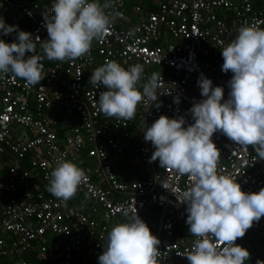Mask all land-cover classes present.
<instances>
[{
  "label": "built area",
  "instance_id": "1",
  "mask_svg": "<svg viewBox=\"0 0 264 264\" xmlns=\"http://www.w3.org/2000/svg\"><path fill=\"white\" fill-rule=\"evenodd\" d=\"M125 1L98 0L113 4L105 9L114 16L108 33L94 39L84 56L54 60L40 84L28 86L12 73L0 74V264H98L107 233L125 222L121 209L134 213L135 208L153 235L147 213L161 209L157 264H188L182 255L195 237L185 222L186 204L180 201L192 178L160 168L158 160L149 162L154 149L144 131L161 115L184 117V127L193 123L189 109L203 99L201 76L222 87L223 99L228 98L232 73L222 72L220 51L243 24L264 29V0H153V10L133 4L141 16L131 24H126ZM52 3L0 0V18L43 41L48 36L42 14ZM15 36L0 32L6 43ZM40 41H35L36 50H41ZM31 54L26 52L25 58ZM106 61L126 70L143 65L141 92L153 73L161 74L157 100L144 98L132 120L106 117L98 108L99 93L106 88L95 87L89 77ZM131 136L144 176L125 180L107 148L121 152L126 145L121 138ZM211 139L220 151L218 172L235 176L244 192L264 188V161L251 145H237L219 131ZM58 159L85 173L67 202L47 190ZM258 236H264V216L235 243L248 251ZM259 247L264 253V245ZM245 264H264V258Z\"/></svg>",
  "mask_w": 264,
  "mask_h": 264
},
{
  "label": "clouds",
  "instance_id": "2",
  "mask_svg": "<svg viewBox=\"0 0 264 264\" xmlns=\"http://www.w3.org/2000/svg\"><path fill=\"white\" fill-rule=\"evenodd\" d=\"M98 0H54L43 12L48 39L40 47L48 60L64 62L78 59L90 51L93 40L108 33L113 15ZM118 16L119 13H115ZM3 35L16 33L15 41L0 39V74L12 73L28 86L40 84L43 57L36 54L32 34L7 25L0 18ZM237 35L221 52L224 73H232L227 82L228 98L223 88L201 76L198 86L203 99L189 109L193 123L184 127V117L159 116L144 131V140L154 151L150 161L160 168L174 170L192 178L180 202L186 204V224L195 237L191 249L182 256L188 264H245L250 253L236 244L253 221L264 216V188L244 192L236 177L218 172L220 151L211 137L222 132L237 145H251L257 158L264 161V29L257 24H243ZM26 52L32 53L25 58ZM143 65L129 69L115 61H106L89 77L95 87L106 88L99 93L98 108L106 117L132 120L137 105L144 99L157 100L161 74L153 73L142 92L137 85ZM223 100V102H222ZM174 102H178V98ZM85 176L75 163L58 159L50 172L47 190L57 199L73 198ZM125 222L116 223L107 233L98 264H157L160 241L147 224L127 209H121Z\"/></svg>",
  "mask_w": 264,
  "mask_h": 264
},
{
  "label": "crops",
  "instance_id": "3",
  "mask_svg": "<svg viewBox=\"0 0 264 264\" xmlns=\"http://www.w3.org/2000/svg\"><path fill=\"white\" fill-rule=\"evenodd\" d=\"M124 4L128 11L127 12L128 20L126 21V24H131L135 22L137 19H139V16H141V13L140 14L135 13V10L132 8V4H139L143 10L144 9H149V10L155 9L153 0H126ZM36 54L44 55L42 49L36 50ZM53 62L54 60H50V63L49 62L45 63L43 61L41 62L43 64L42 75L50 66H52ZM137 88L139 90L140 85H137ZM148 126H150V124L146 125V128ZM121 139L126 143V145L123 147L121 152H116L112 150L111 148H107V153L112 158L115 170L118 172L119 177L121 179H125V180L142 179L144 174L141 168V162L138 156L137 146L135 144L134 137L131 136L129 138H121ZM85 167L88 168L89 163H87ZM152 210H154L152 211L154 214L151 216L150 213L149 214L147 213V215L150 216V219H149V221H151L150 225L152 224L153 232L156 234L157 225L159 223V217L161 215V209L153 208ZM154 221H156L157 223ZM261 245H264V236H258L254 239V244L252 246V249L248 250V252L250 253V256L248 259L249 261L264 258V253L263 252H262L263 254L261 253L260 247H259ZM28 257L36 259L37 255L28 254Z\"/></svg>",
  "mask_w": 264,
  "mask_h": 264
},
{
  "label": "trees",
  "instance_id": "4",
  "mask_svg": "<svg viewBox=\"0 0 264 264\" xmlns=\"http://www.w3.org/2000/svg\"><path fill=\"white\" fill-rule=\"evenodd\" d=\"M52 1H53V0H40V5L45 6L47 3L52 2ZM123 6H124L125 11L128 12L127 9H126V7H125V4H124ZM132 6H133V4H132ZM228 21H229V19H228ZM37 55H38V54H37ZM39 56L43 57V59L41 60V62L43 61V62H45V63H47V62L50 63V60H48V59L46 58L45 55H39ZM49 63H48V64H49ZM88 264H95V263H93V262H92V263L89 262Z\"/></svg>",
  "mask_w": 264,
  "mask_h": 264
},
{
  "label": "water",
  "instance_id": "5",
  "mask_svg": "<svg viewBox=\"0 0 264 264\" xmlns=\"http://www.w3.org/2000/svg\"><path fill=\"white\" fill-rule=\"evenodd\" d=\"M159 233H160V221H159V223L157 225L156 234H155V236L157 237V239L159 237Z\"/></svg>",
  "mask_w": 264,
  "mask_h": 264
},
{
  "label": "bare ground",
  "instance_id": "6",
  "mask_svg": "<svg viewBox=\"0 0 264 264\" xmlns=\"http://www.w3.org/2000/svg\"><path fill=\"white\" fill-rule=\"evenodd\" d=\"M223 15H224V13H222V14H221V13H219V16H223Z\"/></svg>",
  "mask_w": 264,
  "mask_h": 264
},
{
  "label": "rangeland",
  "instance_id": "7",
  "mask_svg": "<svg viewBox=\"0 0 264 264\" xmlns=\"http://www.w3.org/2000/svg\"><path fill=\"white\" fill-rule=\"evenodd\" d=\"M219 11H223V9H219ZM154 222H156V221H154ZM157 223V222H156Z\"/></svg>",
  "mask_w": 264,
  "mask_h": 264
}]
</instances>
